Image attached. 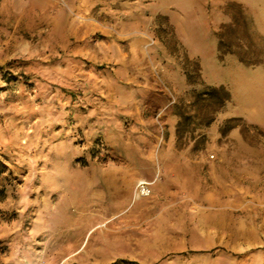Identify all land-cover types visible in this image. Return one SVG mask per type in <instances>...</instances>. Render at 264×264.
Masks as SVG:
<instances>
[{
  "label": "rangeland",
  "instance_id": "rangeland-1",
  "mask_svg": "<svg viewBox=\"0 0 264 264\" xmlns=\"http://www.w3.org/2000/svg\"><path fill=\"white\" fill-rule=\"evenodd\" d=\"M255 66L264 0H0V264H264Z\"/></svg>",
  "mask_w": 264,
  "mask_h": 264
},
{
  "label": "crops",
  "instance_id": "crops-1",
  "mask_svg": "<svg viewBox=\"0 0 264 264\" xmlns=\"http://www.w3.org/2000/svg\"><path fill=\"white\" fill-rule=\"evenodd\" d=\"M187 45V43H186ZM187 49H188V52L191 54V55H195L199 58V63H200V71H201V75H202V78L204 79V81H206L207 83L209 84H213V85H218V84H224L228 87L229 91H230V96H231V103L232 104H237V102L235 101V97H234V94H233V91L229 85L228 82H221V81H215L213 79H210L208 78V72H207V63H206V60L204 59L203 56H200L199 54L196 53V51H192V49H190V47H188L187 45ZM218 57V56H217ZM218 61L221 62L222 64H225L226 62L230 63V62H240L238 60L234 61L230 56L229 57H226L224 60H220L219 57H218ZM255 67H259V66H255ZM259 74H262L264 75V67H259ZM261 104H264V100H261L260 101ZM238 109H239V106H238ZM239 113L240 114H243V115H246L245 113H243L242 111L239 110Z\"/></svg>",
  "mask_w": 264,
  "mask_h": 264
},
{
  "label": "built area",
  "instance_id": "built-area-1",
  "mask_svg": "<svg viewBox=\"0 0 264 264\" xmlns=\"http://www.w3.org/2000/svg\"><path fill=\"white\" fill-rule=\"evenodd\" d=\"M136 191L141 196H147L151 193L150 182L147 180H139L136 185Z\"/></svg>",
  "mask_w": 264,
  "mask_h": 264
}]
</instances>
